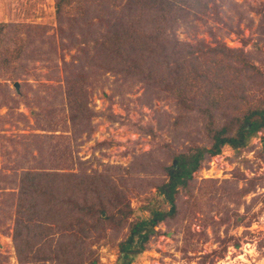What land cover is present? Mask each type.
<instances>
[{"label": "rangeland", "instance_id": "1", "mask_svg": "<svg viewBox=\"0 0 264 264\" xmlns=\"http://www.w3.org/2000/svg\"><path fill=\"white\" fill-rule=\"evenodd\" d=\"M57 4L0 0V264H58L57 238L80 242L82 264H264V128L205 153L177 186L176 213L127 259L120 250L132 223L170 209L175 156L211 147L202 101L264 105V0H178L164 17L149 0ZM82 190L132 213L120 226L79 222L68 215ZM41 226L49 242L21 262L17 239L35 242Z\"/></svg>", "mask_w": 264, "mask_h": 264}, {"label": "trees", "instance_id": "2", "mask_svg": "<svg viewBox=\"0 0 264 264\" xmlns=\"http://www.w3.org/2000/svg\"><path fill=\"white\" fill-rule=\"evenodd\" d=\"M65 0H58V6L62 4V2ZM151 4L159 5L161 9L159 10L158 14H161L164 17L165 12H168L170 9H174L176 7V4L178 3V0H149ZM156 7V6H155ZM120 32V30H119ZM161 32V31H160ZM121 33V32H120ZM122 33H125L122 31ZM117 39L115 41L118 42V46L120 45L121 42L124 40L121 38L120 34H118L117 30L116 33H114ZM158 35V33H157ZM156 35V36H157ZM158 37V36H157ZM122 40H119V39ZM192 80L186 81L185 87L187 90L188 88H191L195 81ZM220 91V87L218 88ZM212 90H208V93H210ZM218 91V92H219ZM178 96L181 104L185 105L188 104L190 105V100L188 99V96L185 93V90L183 87H180L178 89ZM227 98L221 97L220 92L216 95H208L205 99L204 102L200 104V106L203 109L204 115L207 118V123L206 127L208 129V133L210 134L209 136L211 137L212 145L209 149H198L197 152L191 154V155H176L175 160L177 162L178 167H175L171 170H167L168 173V180L162 184L164 186L162 188V192H164L170 202V209L168 211H158L155 210L153 211V215L144 220L140 221H135L132 223L129 229V234L127 238L123 241L120 242V250L124 254L123 259H127L130 254L134 250V242L135 238L139 237L138 239V246L142 247L146 240L149 237L150 231L154 229V227L159 223L160 221L165 220L168 217L173 216L176 213L177 210V205H176V193L178 191L177 186L179 184H185L187 179H190L192 177V173L197 170L198 168L201 167L202 164V159L205 155V153H209L210 155L218 154L222 150V146L229 144L233 147H239L242 146L246 143L247 138L251 136L252 134H255L258 130L261 128H264V105H252L249 106L246 110L243 109V111L239 110V107L237 104H233L236 112L232 110H227L225 109V101ZM244 100V99H242ZM189 108V106H187ZM225 107V108H224ZM221 108L224 109L223 112V117L226 118L224 123L218 124L217 117V111L222 110ZM30 178L36 182L38 176L37 174H33L30 176ZM100 185L99 187H101ZM108 186V187H107ZM161 186V187H162ZM115 188L113 185L106 184L103 185L101 188L96 187V195L97 193L99 194H105L108 192V188ZM93 188H86L87 191L92 190ZM78 194H83L82 197L79 195V198L74 197V200L72 199V205L74 206L72 208V211L68 216L73 217V213L75 212L76 214V219L79 222H82L83 220L86 219V215L89 214L91 217L95 219V224H102L103 221H109L110 223L117 224L118 226L123 225L124 222L127 221L128 216L132 213V208L130 207L129 204L123 205V200H116L115 203L110 207V208H103V202H100V205L102 208H99V204H93V201H91L92 197L94 195L88 194L86 191H81ZM106 212V216L102 217V213ZM42 226L44 225V222L46 220L40 221ZM40 228V231H36L39 234L38 239L33 241L28 238L23 240L26 245H22V240L17 239V253L19 255L20 261L26 263V253L28 254L32 251H36L35 245H38L42 239H45L46 241V236H45V230L44 227ZM72 225L70 226H58V231H60V234H63V232L69 231L73 235H75V240L81 241V243L84 241L80 236L76 235L73 233ZM77 231H81L80 233L86 234L87 229L84 227H76ZM22 229L17 231V237L18 235L21 236L22 234ZM38 236V235H36ZM60 238L55 239V259L57 260L58 264H82L83 263V251L81 250L80 247V242L79 244H75V242L71 241L67 244H64L59 240ZM57 240V241H56ZM49 241H46L48 243ZM44 244V242H42ZM82 246V245H81ZM48 253V256L52 255V250L49 248L46 250ZM46 253V254H47ZM53 256V255H52ZM28 262V261H27Z\"/></svg>", "mask_w": 264, "mask_h": 264}, {"label": "water", "instance_id": "3", "mask_svg": "<svg viewBox=\"0 0 264 264\" xmlns=\"http://www.w3.org/2000/svg\"><path fill=\"white\" fill-rule=\"evenodd\" d=\"M174 164H175V166H176V162H175Z\"/></svg>", "mask_w": 264, "mask_h": 264}]
</instances>
